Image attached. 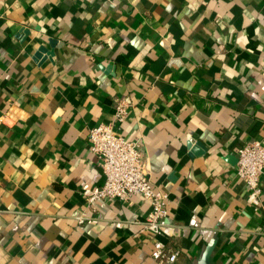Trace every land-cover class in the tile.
<instances>
[{"label":"crops","instance_id":"obj_1","mask_svg":"<svg viewBox=\"0 0 264 264\" xmlns=\"http://www.w3.org/2000/svg\"><path fill=\"white\" fill-rule=\"evenodd\" d=\"M122 100L174 264H264V193L236 174L264 141V0H0V264H155L147 200L86 201L88 130Z\"/></svg>","mask_w":264,"mask_h":264},{"label":"built area","instance_id":"obj_2","mask_svg":"<svg viewBox=\"0 0 264 264\" xmlns=\"http://www.w3.org/2000/svg\"><path fill=\"white\" fill-rule=\"evenodd\" d=\"M127 108L126 101H118L112 121L99 123L88 130V148L97 158L104 181L86 194V201L88 204L102 199L129 202L134 195H141L150 204L139 228V232L151 236L150 258L155 264H174L179 249L162 240L169 213L168 193L152 186L139 139H127L119 130L126 119ZM236 174L253 195L264 193L261 187L264 141L252 139L237 149Z\"/></svg>","mask_w":264,"mask_h":264}]
</instances>
